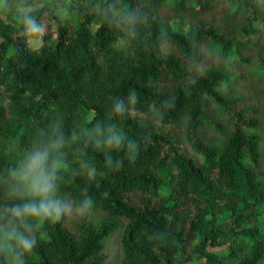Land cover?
Listing matches in <instances>:
<instances>
[{
	"label": "trees",
	"instance_id": "16d2710c",
	"mask_svg": "<svg viewBox=\"0 0 264 264\" xmlns=\"http://www.w3.org/2000/svg\"><path fill=\"white\" fill-rule=\"evenodd\" d=\"M96 3L0 0V172L53 119L71 139L114 99L138 96L122 125L141 145L136 160L105 170L89 150L104 171L95 181L69 161L60 195L75 208L87 189L95 206L45 225L26 264H104L120 223V264H264V0H124L149 17L127 47ZM32 5L45 26L38 48L16 15Z\"/></svg>",
	"mask_w": 264,
	"mask_h": 264
},
{
	"label": "clouds",
	"instance_id": "9594fccd",
	"mask_svg": "<svg viewBox=\"0 0 264 264\" xmlns=\"http://www.w3.org/2000/svg\"><path fill=\"white\" fill-rule=\"evenodd\" d=\"M91 10L122 33L125 47L149 23L146 13L127 6L124 0H97ZM20 21L28 44L38 48L45 26L37 19L34 5L20 11ZM137 102L135 91L114 99L106 118L86 129L74 127L71 139L62 119H53L35 133L23 157L0 172V255L6 264H26L45 225L57 224L73 212L86 216L93 210L95 201L87 189L75 208L60 195L69 161L78 174L95 181L104 171L89 159V150L103 155L105 170L118 171L125 159L136 160L141 145L122 125ZM77 137H82V143H75Z\"/></svg>",
	"mask_w": 264,
	"mask_h": 264
},
{
	"label": "rangeland",
	"instance_id": "374dc122",
	"mask_svg": "<svg viewBox=\"0 0 264 264\" xmlns=\"http://www.w3.org/2000/svg\"><path fill=\"white\" fill-rule=\"evenodd\" d=\"M51 1L52 0H42V2H48V3L51 2ZM39 8H41V6H36L35 7V9H39ZM22 9L23 8L16 10V15L17 16H20V11ZM172 24H173V27L175 28L176 31L185 33L186 30H187V28L182 24V22L179 19L178 20H174ZM32 47H34V46H32ZM217 109H219V108L215 104V102L213 100L209 99L208 104H207V108L205 110L206 117L208 118L209 121L213 120V113ZM212 130H213V128H209V127L206 128V134L210 138L212 136L216 135L214 133V131H212ZM260 134L264 138V129H262L260 131ZM216 136H219V135H216ZM218 139H220V138H218ZM188 152H189L190 156L195 157L198 160L202 161V158L195 151L190 150V148H188ZM168 192H169L168 189H163L161 194L162 195H166V194H168ZM228 219H229V215H225V216H223L221 218V220H223V221H227ZM261 220L264 222V216L261 218ZM124 229H125L124 224L120 223L118 228L114 232H112L104 240V242H103V245H104L103 253L106 256V260H105L104 264H120L122 262V260H123V251H122V245H121V238H122V235L124 233ZM262 230L264 231V227L262 228ZM199 241H200V239H199Z\"/></svg>",
	"mask_w": 264,
	"mask_h": 264
}]
</instances>
